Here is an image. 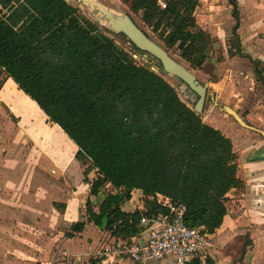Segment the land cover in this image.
<instances>
[{"label": "trees", "instance_id": "trees-1", "mask_svg": "<svg viewBox=\"0 0 264 264\" xmlns=\"http://www.w3.org/2000/svg\"><path fill=\"white\" fill-rule=\"evenodd\" d=\"M122 1L166 47L177 44L191 67L208 59L213 41L196 24L194 0H163V8L159 0ZM250 60L264 85V67ZM5 77L76 144V159L96 169L89 195L111 186L97 198V210L86 200L87 219L73 221L66 236L86 222L114 237L136 236L142 216L167 212L156 194L184 207L186 225L208 233L220 227L227 193L242 186L232 141L78 7L66 0H0V80ZM134 189L145 196L144 210L125 211ZM188 264L216 263L208 255Z\"/></svg>", "mask_w": 264, "mask_h": 264}, {"label": "crops", "instance_id": "crops-1", "mask_svg": "<svg viewBox=\"0 0 264 264\" xmlns=\"http://www.w3.org/2000/svg\"><path fill=\"white\" fill-rule=\"evenodd\" d=\"M194 3L196 24L206 31L213 41V53L210 51L208 59L194 72L196 78L207 83L201 117L205 123L219 129L232 141L237 156L236 174L242 180L240 188H233L227 193V200L231 199L234 206L228 207V201L226 202L227 213L220 227L213 233L215 245L217 240L221 242L224 238L233 236L231 229H227L228 226L242 221L246 223L249 220L261 227L260 230L252 231V237L255 241L263 242L264 234L261 231H264V85L258 79L250 59L258 60L260 67H264V0H194ZM216 50L220 51V54L217 55ZM10 86L16 87L17 95L27 96L11 78L5 77L0 80L2 107L15 117L17 136L26 137L46 156L43 148L29 136L26 126H21V122H25L23 116L11 108L10 99H13V95L8 92ZM40 112L43 114L41 115L43 124L51 128L57 138V143L51 144L54 153L48 156L51 163L50 172H54L56 178H60L59 189L65 191L56 194L55 206L52 205L51 208L62 207V214H59L57 219L63 220L69 227L75 220L87 219V216H84L87 214L85 207L82 208L83 202L89 198L97 210V198L111 190V186L106 184L98 195H89L91 181L96 178V169L85 164V162L89 164V161L81 162L76 159V144L56 123L49 121L42 110ZM88 166L85 174L84 169ZM4 177L6 174L0 166V179ZM0 188L9 191L4 186L0 185ZM3 193L0 191V258L3 253L6 257L10 256L4 242H7V237L8 241L17 238L16 226L20 223L16 216L18 208L13 209L10 205L12 202L2 197ZM144 198L139 189H134L131 191L130 199L123 203L122 209L131 212L136 209L144 210ZM30 208L35 209L33 206ZM7 211H10L9 215ZM247 213L252 215V218H246L244 215ZM86 229L89 230L88 233H92L88 236L93 238L94 235L98 239L100 247L114 240V236L92 222H86L78 235H83ZM78 235L72 237L63 235L68 240L65 245L67 251L71 252L70 241L74 242V247L82 245L83 239L78 241ZM255 249L256 255L253 257L256 259L255 264H264L262 246L256 245ZM17 252L13 259L20 257V251ZM100 258L104 260V264L109 263L104 256ZM115 260L118 261L117 258ZM118 264L134 263L123 257Z\"/></svg>", "mask_w": 264, "mask_h": 264}, {"label": "rangeland", "instance_id": "rangeland-1", "mask_svg": "<svg viewBox=\"0 0 264 264\" xmlns=\"http://www.w3.org/2000/svg\"><path fill=\"white\" fill-rule=\"evenodd\" d=\"M68 1L78 7L84 16L95 22L102 32L111 36L118 45L129 52L137 64L147 66L163 77L166 75L162 69H159V62L156 58L145 51L132 50L128 39L113 31L106 18L95 7L79 0ZM97 1L120 14H130L149 37L165 46L160 39L159 32L152 31L149 26L144 24L140 15L129 9L128 3H124L122 0ZM166 48L173 57L186 65L193 73L195 72L196 68L191 67L179 55L180 50L177 44ZM210 51L213 53V49ZM216 54H220V51L216 50ZM167 79L174 86L180 98L193 107L196 95L185 87L178 78L174 77L173 80L167 77ZM198 80L204 83V81ZM9 90L8 92L13 95V99H10L11 108L21 114L26 122V125L25 122H21V126H26L29 136L43 148L46 156L40 153L39 149L35 148L34 144L26 137L17 136V127L14 125L15 117L6 111L0 103V166L3 167L4 174H6V177L0 179V185L9 189L6 192L5 188L4 190L0 188V191L4 192L3 198L12 202L10 205L13 209L18 208L16 216L20 219L19 225L16 226L18 229L17 238L8 241L7 237V242H4L10 251L7 252L10 256L6 257L3 253L0 264H47L49 262L51 264H91V259H97V264H104V260L100 258L98 253L101 249L98 239L94 235L93 238L88 236L92 235V233H88V229L83 235L74 234L75 236L78 235V241L83 239L82 245L74 247V242L70 241L72 244L71 252L66 250L65 245L68 240L64 237L67 232L66 229L69 230V227L64 224L63 220L57 219L59 214H62V207L51 208L55 204L56 194L59 191L65 192L63 188V190L59 189L60 178H56V174L50 172L51 163L48 156L54 153L51 144L57 143V138L52 133V129L43 124L41 118L43 114H41L38 106L27 96L17 95L15 86H10ZM85 164L89 165L87 162ZM85 203L83 202L82 208L85 207ZM92 203L94 204L93 201ZM231 205L234 206V202L229 199L228 207ZM32 206L35 209H31ZM10 211H7L8 215ZM85 215L87 216V214ZM244 216L248 219L252 218L249 213ZM227 229H231L233 236L224 238L221 242L217 240L216 245L214 244V247L210 249L209 255L217 264H255L256 259L253 258L256 255L255 246H262L264 251V241H255L252 237V231L260 230L261 227L256 222L249 220L246 223L244 221L234 223ZM261 232L264 234V231ZM17 250L20 251V257L13 259L18 253ZM15 260L16 262H14Z\"/></svg>", "mask_w": 264, "mask_h": 264}, {"label": "built area", "instance_id": "built-area-1", "mask_svg": "<svg viewBox=\"0 0 264 264\" xmlns=\"http://www.w3.org/2000/svg\"><path fill=\"white\" fill-rule=\"evenodd\" d=\"M159 5L163 8L165 2L159 0ZM156 200L167 212L142 216L139 234L130 238L114 237L111 243L103 245L98 253L108 260L107 264H118L123 257L134 264H188L192 258L203 261L210 254L215 244L213 233L186 225L182 205L172 204L160 194H156Z\"/></svg>", "mask_w": 264, "mask_h": 264}, {"label": "water", "instance_id": "water-1", "mask_svg": "<svg viewBox=\"0 0 264 264\" xmlns=\"http://www.w3.org/2000/svg\"><path fill=\"white\" fill-rule=\"evenodd\" d=\"M79 1L95 7V9L106 18L109 27L113 31L124 35L138 49L156 58L165 73L178 78L185 87L190 89L196 95L192 108L195 112L201 113L204 105L207 83H201L186 65L173 57L163 45L149 37L128 13L120 14L115 12L105 7L97 0Z\"/></svg>", "mask_w": 264, "mask_h": 264}, {"label": "bare ground", "instance_id": "bare-ground-1", "mask_svg": "<svg viewBox=\"0 0 264 264\" xmlns=\"http://www.w3.org/2000/svg\"><path fill=\"white\" fill-rule=\"evenodd\" d=\"M165 76L168 77V78H172L174 80V76H172L170 74H166Z\"/></svg>", "mask_w": 264, "mask_h": 264}]
</instances>
